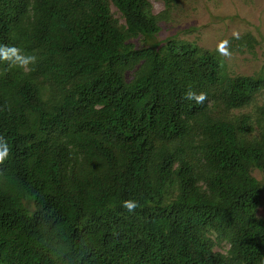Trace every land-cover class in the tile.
Listing matches in <instances>:
<instances>
[{"label": "trees", "instance_id": "16d2710c", "mask_svg": "<svg viewBox=\"0 0 264 264\" xmlns=\"http://www.w3.org/2000/svg\"><path fill=\"white\" fill-rule=\"evenodd\" d=\"M162 1L0 0V264H264L256 37Z\"/></svg>", "mask_w": 264, "mask_h": 264}, {"label": "rangeland", "instance_id": "374dc122", "mask_svg": "<svg viewBox=\"0 0 264 264\" xmlns=\"http://www.w3.org/2000/svg\"><path fill=\"white\" fill-rule=\"evenodd\" d=\"M151 2L156 13L164 10L162 0ZM172 13L169 33H181L204 48L221 47L225 42L232 43L236 36L251 32L257 40L254 54L247 47L230 52L225 46L222 51L236 72L253 74L264 66V0H177ZM253 174L264 183L262 171L254 169ZM258 214L264 216V206ZM228 247L224 244L218 249L225 251Z\"/></svg>", "mask_w": 264, "mask_h": 264}, {"label": "clouds", "instance_id": "9594fccd", "mask_svg": "<svg viewBox=\"0 0 264 264\" xmlns=\"http://www.w3.org/2000/svg\"><path fill=\"white\" fill-rule=\"evenodd\" d=\"M126 206H127L129 209H131V208L134 207V205H133L132 203H128Z\"/></svg>", "mask_w": 264, "mask_h": 264}]
</instances>
